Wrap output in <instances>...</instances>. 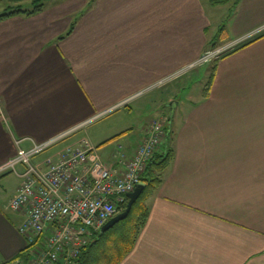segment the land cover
Here are the masks:
<instances>
[{"label":"crops","instance_id":"crops-1","mask_svg":"<svg viewBox=\"0 0 264 264\" xmlns=\"http://www.w3.org/2000/svg\"><path fill=\"white\" fill-rule=\"evenodd\" d=\"M79 1L0 20V164L15 154L16 140L28 148L31 139L42 142L83 124L47 155L84 137L117 167L118 155L133 152L148 122L168 116L173 159L119 264H264V28L211 64L206 95L189 106L190 95L181 94L187 76L173 90L168 82L150 87L210 45L217 4L87 0L77 11L72 2ZM29 3L21 5L31 10ZM232 9L231 38L264 25V0H238ZM62 13L68 17L58 22ZM154 91L137 139L131 124L86 129L112 112L130 114ZM19 183L14 173L0 176V264H14L25 249L18 230L25 212L6 208Z\"/></svg>","mask_w":264,"mask_h":264},{"label":"built area","instance_id":"built-area-1","mask_svg":"<svg viewBox=\"0 0 264 264\" xmlns=\"http://www.w3.org/2000/svg\"><path fill=\"white\" fill-rule=\"evenodd\" d=\"M82 125L42 142L31 139L28 148L16 140L15 154L0 164V175L14 173L20 178L6 208L24 210L25 218L18 230L25 247L32 245L26 258H16L14 264H73L93 233L118 213L126 195L141 181V174L167 133L165 121H150L133 152L118 155L117 167L106 163L84 137L33 161Z\"/></svg>","mask_w":264,"mask_h":264},{"label":"trees","instance_id":"trees-1","mask_svg":"<svg viewBox=\"0 0 264 264\" xmlns=\"http://www.w3.org/2000/svg\"><path fill=\"white\" fill-rule=\"evenodd\" d=\"M24 1L25 0H6V5L2 12H0V20L15 14L26 15L35 13L41 10L47 2H52V0H31L30 2L33 4V8L28 10L24 9L21 5ZM225 1L226 0H211V2L219 4H223ZM259 35L239 43L232 47L231 50L224 52L223 55H227L247 45ZM157 119L165 121L164 128L168 135L164 138L160 147L155 151L145 171L140 176V180L145 183L144 189L132 204L128 215L124 219L104 232L98 231L93 233L88 243L80 250L78 256L74 259L73 264H119L133 248L149 215V206L146 200L161 183L174 154L173 147L170 146L167 141L173 136L170 119L168 116L159 117ZM127 201L128 198L126 197L124 202L119 206L120 212L125 209ZM31 246L28 245L25 247L18 258L25 259L27 255L25 253H27Z\"/></svg>","mask_w":264,"mask_h":264},{"label":"rangeland","instance_id":"rangeland-1","mask_svg":"<svg viewBox=\"0 0 264 264\" xmlns=\"http://www.w3.org/2000/svg\"><path fill=\"white\" fill-rule=\"evenodd\" d=\"M6 0H0V12H2V10L5 7V2ZM31 1V0H30ZM53 1V0H52ZM57 2H47L43 8H48L49 6L54 5V3H60L59 1L62 0H56ZM87 0H80L79 2H72V8H74L75 10H79L84 6V3H86ZM238 2V0H226L224 4H219V3H214L217 4L215 8L211 9L210 11V27H209V31L208 34L210 35V37L213 36L212 39L209 40L208 43H210V45H207L205 48H203V52L200 55V57L198 59H196L194 62L189 63V65H186L185 67L179 68L178 70L174 71L173 73H170V75L166 76L163 79H160L159 84H157V86L159 85H164L167 82L169 84H167V86H169V90H173L176 88V85L179 84V81L182 77H186L185 80L182 83V86H186L188 89H183L181 90V94L183 96H185L186 94L190 95V99L188 101H186L188 103V105H192L193 102H196L197 99H200L201 97H203L204 95H206L204 92V90L206 89V87L209 84L210 78H211V74H212V70L214 69V65L212 66L211 64L213 62H216L217 60H219L221 57H223L224 52L229 51L232 49V47L238 45L239 43H242L245 40L251 39L257 35H259L260 32V28H256L253 31L249 32V33H245L242 36L239 37H232L233 35V29H232V16H233V9L234 5ZM69 4V2H68ZM29 0H25L24 1V6L27 7L29 6ZM66 5V4H64ZM65 9L69 12L68 6L65 7ZM67 15V14H66ZM64 13H62V15H58V17H60V20L58 19V22H64V20H66V16ZM65 16V17H64ZM65 18V19H64ZM264 27V25L262 26V28ZM259 31V32H258ZM254 34H253V33ZM252 33V35H251ZM251 35V36H246V35ZM231 38V39H230ZM238 43V44H236ZM234 44V46H233ZM222 47H226V49H224L223 51H221ZM219 51V52H218ZM194 63V64H193ZM193 64V65H192ZM214 64V63H213ZM191 65V66H190ZM206 65H209L207 67H205ZM205 67V68H203ZM194 68H202L199 70H193ZM190 70L192 72H190ZM188 72H190V74H188ZM176 79H178V82ZM183 79V78H182ZM153 88V87H150ZM158 91H154L148 95H146L143 99H142V104L139 103V101H137L136 103L133 104V108L134 111H132L130 114H128L129 112L126 111V113L122 112V111H115L112 112L108 115H105L104 117H102L100 120L92 123L90 126H88L86 129L90 130V131H94L99 130V129H105V126L109 123L112 122H118L120 126H125L127 124H131L132 128L134 129L133 132L135 134V138L137 139L136 134L138 133V131H136V127L139 124H144L143 121L145 119H147V117H149L152 113V109H151V102L154 101L156 99ZM141 94H144V92H141L139 94H137V96H140ZM136 96V97H137ZM185 98V97H184ZM147 104V105H146ZM157 118H152V120H155ZM150 120V121H152ZM158 120V119H157ZM149 121V122H150ZM145 122V121H144ZM141 127V126H140ZM168 134L166 133V136ZM62 141V140H61ZM169 145L174 147V137L171 136L170 140H167ZM72 141H67V143L63 146H61L60 148H57V150L63 148L64 146L68 145L69 143H71ZM49 149L48 148L44 151H42L41 153H39L35 158L34 161L37 162V160H41L42 158H44ZM1 176V175H0ZM148 200H146L147 203Z\"/></svg>","mask_w":264,"mask_h":264},{"label":"water","instance_id":"water-1","mask_svg":"<svg viewBox=\"0 0 264 264\" xmlns=\"http://www.w3.org/2000/svg\"><path fill=\"white\" fill-rule=\"evenodd\" d=\"M145 187V183H143L142 181H140L134 188V190L130 193H128L126 196L128 198L127 204L125 206V209L119 213H117L115 216H113L111 219H109L104 225L103 227L100 229V232H104L105 230L109 229L110 227H112L114 224H116L117 222H119L120 220L124 219L130 209L132 204L135 202V200L138 198V196L140 195V193L142 192V190Z\"/></svg>","mask_w":264,"mask_h":264}]
</instances>
